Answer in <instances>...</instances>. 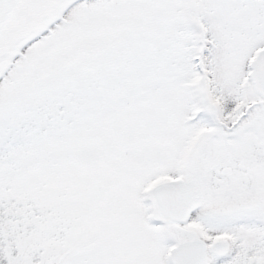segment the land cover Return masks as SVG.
Instances as JSON below:
<instances>
[{
  "label": "snow or ice",
  "instance_id": "1",
  "mask_svg": "<svg viewBox=\"0 0 264 264\" xmlns=\"http://www.w3.org/2000/svg\"><path fill=\"white\" fill-rule=\"evenodd\" d=\"M0 264H264V0H0Z\"/></svg>",
  "mask_w": 264,
  "mask_h": 264
}]
</instances>
